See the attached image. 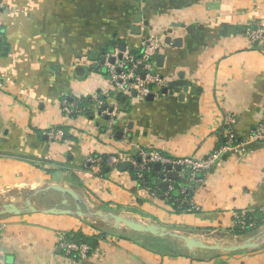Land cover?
<instances>
[{"label": "crops", "instance_id": "0c3cea01", "mask_svg": "<svg viewBox=\"0 0 264 264\" xmlns=\"http://www.w3.org/2000/svg\"><path fill=\"white\" fill-rule=\"evenodd\" d=\"M0 4L9 10L0 15V207L27 209L30 200L38 210L72 212L0 217V264H264V141L230 151L194 179L183 168H157L160 191L141 187L124 160L143 150L204 160L227 143V118L236 119L240 140L264 125V40L252 44L249 37L257 27L264 31V0ZM149 36L161 42L155 72L163 85L144 100L112 92L99 106L95 98L110 88L104 56L139 54ZM64 102L78 105L71 118ZM113 109L112 122L106 111ZM57 130L61 139L53 140ZM90 158L101 167L90 166ZM169 193L185 195L189 207L175 210ZM99 212L208 244L255 246L195 254L177 239L116 228ZM237 216L254 227L237 228ZM99 230L112 236L86 258H69L59 246V234Z\"/></svg>", "mask_w": 264, "mask_h": 264}, {"label": "built area", "instance_id": "2783aa9c", "mask_svg": "<svg viewBox=\"0 0 264 264\" xmlns=\"http://www.w3.org/2000/svg\"><path fill=\"white\" fill-rule=\"evenodd\" d=\"M8 12V8L4 7L3 4H0V15L3 13L7 14ZM249 32L252 44L264 40V31L261 27H257ZM3 39V32L0 30V45ZM160 48L161 42L156 37L149 36L143 41L142 50L139 54H134V52L130 50H125L123 52L119 51L116 54H106L102 66L107 71L110 88L105 90L102 93V96L95 98V101L99 106H102L104 100L111 97L112 92L126 95L135 93L140 100H144L151 94L155 93L157 87H160L164 83V79L155 72V58L159 53ZM97 65H99V63ZM77 111V104H72L71 102L63 103V112L67 117L71 118L72 115L77 113ZM106 114L112 117L113 122L117 112L113 109V111H106ZM236 122V119L232 117L226 119L227 143L216 149L210 157L204 160L185 157L172 159L165 157L158 152L146 150L141 151L138 157H126L124 160L134 168L139 183L143 188L148 187V185H146V176L157 164H160L164 169L169 166L172 168L180 167L186 169L191 174L192 179H194L198 174H205L208 172L230 151L241 148L247 143L264 141V125L256 127L247 140L239 139L238 141ZM51 136L53 140H60L62 132L59 130L53 131ZM115 160L116 159H114V161ZM89 164L90 166L97 165L98 168L102 165L101 160L95 158H90ZM236 220V227L241 230L253 228L255 225L254 223H247L238 216L236 217ZM5 227L6 224L0 223V236ZM58 243L60 248L63 249L66 256L69 258L73 255L79 256V258H86L91 252L89 245L70 242L67 240L65 234L58 235Z\"/></svg>", "mask_w": 264, "mask_h": 264}, {"label": "water", "instance_id": "95a60500", "mask_svg": "<svg viewBox=\"0 0 264 264\" xmlns=\"http://www.w3.org/2000/svg\"><path fill=\"white\" fill-rule=\"evenodd\" d=\"M156 168L160 169L161 165H155ZM181 168L178 167V170ZM168 171L172 170V167H167ZM176 174L171 173L169 176L171 178H175ZM168 183L163 184V187L166 188ZM50 189L55 190L64 195H70L74 200L80 202L81 199L79 195L74 192L73 190L61 187V186H53ZM64 204H67V201H63ZM43 213L46 215H70L72 214L71 211H58L56 209H48V210H38L36 209L30 200L27 201V209L19 208L14 204H4L0 207V217L2 216H21L25 213ZM81 214V213H80ZM98 216L105 220L107 224H114L116 228H123L126 232H133L137 234H145L150 235L153 237H157L160 239H177L185 244V247L197 254V252H206V253H217L220 255L225 254H236L244 249H252L254 248L255 244H250L249 242L243 243L241 245H233V246H223L218 241L215 244H208L206 243L201 237H188L184 234L174 232L169 230L163 226L154 224V223H143L137 220L128 218L123 215H116V214H104L99 212Z\"/></svg>", "mask_w": 264, "mask_h": 264}, {"label": "trees", "instance_id": "16d2710c", "mask_svg": "<svg viewBox=\"0 0 264 264\" xmlns=\"http://www.w3.org/2000/svg\"><path fill=\"white\" fill-rule=\"evenodd\" d=\"M2 46H3V41L1 42V45H0V52L2 50ZM238 139H240V138L237 135V140ZM159 177H161V175L159 174V170L154 166L153 169L151 170V172H149L146 176V185H148V187H150L151 189L158 188L159 189L158 191H160L161 189H160V186L157 182ZM184 197H185V195H181V193H179L178 195L176 193H169L167 196V200L170 203H172L175 210L180 211L183 209H187L189 207V205L184 202ZM249 219L252 220V217ZM65 235L67 237V240L70 242L89 245L91 248V252L89 253L88 256H90L95 250H97L99 248L100 243L102 241L104 242V240L107 237L112 236L111 233L101 231V230L98 231L97 235H93V236L87 235L81 231H79L77 233H65ZM161 243H163V245H166V244H168V241L163 240V241H161ZM151 246H149V247H151ZM168 246H169V248H171L170 244ZM172 248H173V246H172ZM72 257H74L75 259L79 258V256H76V255H73Z\"/></svg>", "mask_w": 264, "mask_h": 264}, {"label": "rangeland", "instance_id": "374dc122", "mask_svg": "<svg viewBox=\"0 0 264 264\" xmlns=\"http://www.w3.org/2000/svg\"><path fill=\"white\" fill-rule=\"evenodd\" d=\"M3 37H4V34H3Z\"/></svg>", "mask_w": 264, "mask_h": 264}]
</instances>
